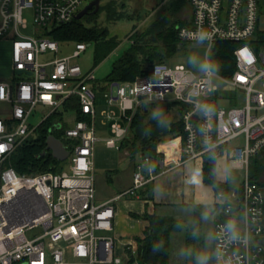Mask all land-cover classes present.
<instances>
[{
    "label": "built area",
    "instance_id": "built-area-1",
    "mask_svg": "<svg viewBox=\"0 0 264 264\" xmlns=\"http://www.w3.org/2000/svg\"><path fill=\"white\" fill-rule=\"evenodd\" d=\"M84 1L0 0V39L10 43L12 70L10 77L0 79V103L7 107L0 114V264H139L135 258L130 261L137 246H128L122 257L114 252L110 234L113 202L122 196H138L137 190L167 168L162 155L141 151V159L134 162L131 186L110 200L96 201L95 78L92 70L82 72L75 62L88 43H59L45 34L71 21ZM184 1L190 16L177 29L178 39L205 43L210 62L216 42H234L232 73L213 69L194 74L181 64L163 61L153 63L147 73L131 81L108 83L104 88L106 107L100 111L112 133L106 144L121 145L139 111L147 114L150 107L156 110L164 102L168 109L179 104L181 145L172 150L173 167L206 156L216 163L228 155L232 166L245 170L240 194L215 192L219 210L212 215V253L221 248L229 257L235 253L239 264H264V185L251 183L247 175L250 158L264 151V48L255 50L250 44L264 0ZM29 22L39 28L22 34ZM71 44L70 51L62 52L63 46ZM214 78L221 82V89ZM73 97L79 116L73 108H64ZM37 107L47 112L33 124L30 117ZM70 111L74 120L65 125L64 114ZM58 113L48 135L60 134L58 139L69 151L68 169L19 173L7 165L15 149ZM230 220L239 225L245 239L229 241L222 235ZM36 226L42 227L41 233L27 238L25 232ZM212 260L216 264L214 255Z\"/></svg>",
    "mask_w": 264,
    "mask_h": 264
},
{
    "label": "trees",
    "instance_id": "trees-1",
    "mask_svg": "<svg viewBox=\"0 0 264 264\" xmlns=\"http://www.w3.org/2000/svg\"><path fill=\"white\" fill-rule=\"evenodd\" d=\"M185 3L184 0H173L170 2L169 9H166L160 18L152 22L144 31L136 35L134 32L132 37L135 40L136 36L137 44L134 43L129 46L127 50L113 61L109 73L104 77L105 85L116 81H131L137 75L147 73L153 63L163 62L174 54L176 42L179 40L177 37V29L186 25L188 18L184 20L177 16L172 20L173 22L170 25L166 26V24L169 21L168 17L170 14ZM186 5L188 4L186 3ZM106 7L102 6L100 10ZM97 12H95V15L94 13H88L79 19L73 18L67 23L60 24L46 31L45 34L59 43L72 41L93 42V67H95L119 44V40L115 36L108 35L106 27L89 25L84 22L86 16L93 15L95 17ZM261 12L264 13V10ZM115 14L117 15L116 17L108 10L107 18L119 20L121 15L117 11ZM167 18L168 21H166ZM250 44L255 50L264 48V29L256 30V38L251 40ZM234 46V42L228 41L215 43L210 59L217 72L225 75L232 73L234 67L231 51ZM97 83L98 81H94L95 88L98 85ZM69 107L75 110L76 116H79L76 97H73L64 105L65 109ZM55 116H60V113L54 114L46 122L40 124L36 129L35 136H30L15 149L7 165H12L19 173L62 170L57 169L59 160L54 158L50 152L41 155V152L46 147L49 125ZM169 129L181 132L180 122L176 121V123L167 124L162 121V117L148 118L144 111H139L133 119L129 137L121 143L120 147L128 145L130 155L140 152L143 147L147 148L146 151L149 154L151 152L154 154L156 143L163 138ZM53 135L57 138L60 137V134L56 131L53 132ZM251 158H253V169L251 175L248 173V179L251 183L260 184L259 178L264 171V151ZM202 179L204 184L211 185L216 190L227 192L226 184L220 187V183L216 181L215 162L209 156H206L203 160ZM241 191L242 186L237 189V193L240 194ZM218 210L219 207L217 204L201 205L197 210H194L192 214L193 220L191 222L193 229L200 228L203 218L216 214ZM141 217L148 221V225L143 230V236L136 237V255L135 257H131L130 261L135 258L139 264H169L170 235L173 231H177L174 218L156 213H144ZM188 239L190 242L189 237Z\"/></svg>",
    "mask_w": 264,
    "mask_h": 264
},
{
    "label": "rangeland",
    "instance_id": "rangeland-1",
    "mask_svg": "<svg viewBox=\"0 0 264 264\" xmlns=\"http://www.w3.org/2000/svg\"><path fill=\"white\" fill-rule=\"evenodd\" d=\"M90 0H86L80 6L82 9ZM173 0H101L100 7L107 6L104 9L97 12L96 16L88 15L84 18V22L89 25H97L106 27L108 30V35L115 36L119 40L117 47L97 66L93 67V51L94 43L90 42L87 44L85 51H83L75 62L79 64L82 72L92 70L95 81L104 84V77L109 73L113 61H115L125 50L129 48L132 44H137L136 36L135 40L132 37L134 32L135 35L139 32L144 31L149 25L161 17L166 9H169L170 2ZM225 3H227L224 0ZM116 9V10H115ZM110 11L114 17L117 15V11L120 16L119 20L108 19L107 11ZM95 15V13H94ZM190 15V8L186 3L180 5V7L170 14L169 21H166V26L170 25L175 17L186 20ZM25 17L30 20V14L28 11L25 12ZM89 17V18H88ZM39 28L38 26H33L29 22V26L26 29H22L20 32L22 34H31L34 29ZM257 29H264V13L260 11L258 17ZM256 38V31L251 36V39ZM139 42V41H138ZM160 43V42H158ZM71 46L62 48L67 52L71 50ZM207 45L200 42H184L178 40L176 42V50L173 55L169 56L165 62L169 65L181 64L189 71L194 74H200L204 72L200 65L204 62L209 61L206 56ZM210 53V52H209ZM212 53V51H211ZM210 56V55H209ZM12 74L11 70V59H10V43L5 41V39H0V79H7ZM218 85L219 89L222 88L221 82L217 79H213ZM106 90L100 87L95 88L96 101H97V118L95 121V127L97 132L98 140L95 145L94 151V183L96 187L97 195L107 194L110 187L120 190V187L128 182L129 173L134 167V162L139 161L141 158V152H137L134 155L128 154V145L120 147L108 146L106 144V138L111 137L112 133L110 130V122H104L101 117V109L106 107L104 100L106 95ZM221 106L227 107V102H221ZM114 110L119 113L117 108ZM7 109L0 104V114L6 113ZM47 112V109H42L37 107L30 117V122L36 124L40 120L41 114ZM156 112L155 108L150 107L147 114L153 115ZM167 114L171 119L177 120L180 114V105L171 104ZM74 113L71 111L64 114V124L69 125L74 120ZM164 138V136H163ZM160 139L155 145L163 140ZM164 141V140H163ZM233 142L229 143V146ZM156 154L157 152L154 151ZM151 155H154L152 152ZM70 158L64 160H59L57 163V169L66 170L69 166ZM8 164V160L6 161ZM253 169V158H250L249 167L247 175H251ZM118 172L114 176V184L108 181L107 174L109 171ZM112 173V172H111ZM228 173V188L239 189L242 186V181H244L245 170L229 165ZM250 181V180H249ZM264 171L262 172L258 185H264ZM257 184V183H255ZM212 215H208L203 218L200 228L193 229L191 224L193 220V215L190 213H185L183 211L179 212L177 216H173L174 222L177 225V231H173L170 235V247H169V264H197L196 255L200 252H205L209 255L208 264H214L211 259L212 254V237L209 233L208 224ZM42 227L36 226L32 229H28L25 232L27 238H32L35 235L41 233ZM199 236V237H198ZM190 238V242L188 241Z\"/></svg>",
    "mask_w": 264,
    "mask_h": 264
},
{
    "label": "crops",
    "instance_id": "crops-1",
    "mask_svg": "<svg viewBox=\"0 0 264 264\" xmlns=\"http://www.w3.org/2000/svg\"><path fill=\"white\" fill-rule=\"evenodd\" d=\"M97 84V87L103 89L106 87L105 84ZM0 104L7 109L6 105L3 103ZM147 117H153V115L149 116L147 114ZM161 117L162 121L167 124H173L177 121L171 119L167 113ZM180 136L181 132L169 129L164 135V141L162 140L155 147L157 153L154 155H162L164 157L167 171L160 174L152 183L142 186L137 190L138 196H122L113 202L115 214L113 218V229L110 231V234L114 239V252L116 255L122 257L128 246H137L136 237H142L143 230L148 225V221L141 217L144 213H156L173 217L183 211L192 215L194 210H197L201 205L217 204L215 199V192L217 190L211 185L204 184L202 179L203 160L196 159L184 163L181 166L173 167L174 161L171 153L173 149L180 147ZM146 149L143 147L140 152H147ZM127 150L129 154V149ZM232 164L233 162L228 155H223L215 163L216 181L223 186L226 184L227 193L237 192V189L230 190L228 188L227 184L229 179L225 178V173L228 171L229 165ZM132 169L129 173L128 182L120 187V190H117L118 192H115L116 188L110 187L107 194L98 196L95 187L96 201L101 203L110 200L121 191L129 188L132 184L134 167ZM117 173V171L113 172L111 170L107 174L108 181L111 184H114V176ZM212 228L213 216H211L208 224L209 233L213 238Z\"/></svg>",
    "mask_w": 264,
    "mask_h": 264
},
{
    "label": "clouds",
    "instance_id": "clouds-1",
    "mask_svg": "<svg viewBox=\"0 0 264 264\" xmlns=\"http://www.w3.org/2000/svg\"><path fill=\"white\" fill-rule=\"evenodd\" d=\"M201 40L205 39L204 35H201L199 37ZM201 69L203 71H212L214 69V66L210 61L204 62L200 65ZM159 112H153V117L159 116ZM225 178L228 177V173H225ZM222 235L226 237L229 241H239L243 240L246 237L241 235L240 227L237 223L233 221H229L223 229ZM214 255L216 264H239V257L233 253V257H235V262L233 260V257H229L226 255L225 251L221 248H216L215 251L212 253ZM209 255L205 252H200L196 255V262L197 264H208Z\"/></svg>",
    "mask_w": 264,
    "mask_h": 264
},
{
    "label": "water",
    "instance_id": "water-1",
    "mask_svg": "<svg viewBox=\"0 0 264 264\" xmlns=\"http://www.w3.org/2000/svg\"><path fill=\"white\" fill-rule=\"evenodd\" d=\"M101 0H91L89 1L82 9H80L74 16L75 19H79L82 16L88 14V13H95L98 11L100 6ZM19 73V71H17ZM168 109V103H159L156 106L157 112L160 113L158 117H161L164 112ZM50 152V154L56 158L57 160H64L67 158L69 151L65 149L64 144L62 141L58 138H56L53 135H48L46 139V147L41 152V155H44L46 153ZM220 187H223L222 184H220Z\"/></svg>",
    "mask_w": 264,
    "mask_h": 264
}]
</instances>
